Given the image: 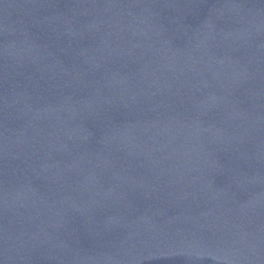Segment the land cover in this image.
<instances>
[{
	"label": "water",
	"instance_id": "95a60500",
	"mask_svg": "<svg viewBox=\"0 0 264 264\" xmlns=\"http://www.w3.org/2000/svg\"><path fill=\"white\" fill-rule=\"evenodd\" d=\"M0 264H264V0H120L0 70Z\"/></svg>",
	"mask_w": 264,
	"mask_h": 264
}]
</instances>
